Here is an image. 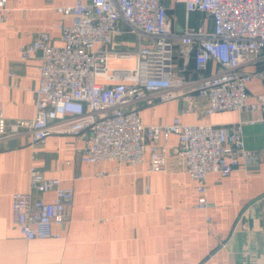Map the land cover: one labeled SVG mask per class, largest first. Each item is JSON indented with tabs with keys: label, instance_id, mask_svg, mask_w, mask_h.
Listing matches in <instances>:
<instances>
[{
	"label": "built area",
	"instance_id": "built-area-1",
	"mask_svg": "<svg viewBox=\"0 0 264 264\" xmlns=\"http://www.w3.org/2000/svg\"><path fill=\"white\" fill-rule=\"evenodd\" d=\"M7 1L0 0V25ZM174 1L184 5L186 15L207 16L209 29L185 24L176 33L163 0H78L59 9L70 19L69 25H58L60 45L48 33L36 32L19 47V59L39 55L34 117L8 120L0 114V141L28 134L31 148H36L49 136L84 137L82 163L117 161L134 167L144 162L148 149V170L166 171L171 149L167 141L174 135L179 142L175 165L197 182L196 208H208L207 175L227 177L239 159L245 168L257 163V155L245 147L243 126L258 123L264 145V117L232 124H184L180 117L197 108L205 116L264 114V90L254 103L247 102L248 84L260 74L240 70L242 63L264 55V0ZM119 36L132 38L134 46L117 48ZM176 43L182 55H192L195 72H203L211 61L218 65L194 89L178 94L190 82L174 72ZM177 97L184 106L169 125L143 124V106ZM47 193L52 194L50 201L42 197ZM72 201V190L64 189L60 179L32 167L28 191L11 195L13 228L27 241L57 239L53 227L65 225Z\"/></svg>",
	"mask_w": 264,
	"mask_h": 264
},
{
	"label": "crops",
	"instance_id": "crops-1",
	"mask_svg": "<svg viewBox=\"0 0 264 264\" xmlns=\"http://www.w3.org/2000/svg\"><path fill=\"white\" fill-rule=\"evenodd\" d=\"M78 0H8L5 21L0 25V114L8 120H30L35 113L39 85V55L19 59V47L36 32L48 33L60 45L58 25L70 19L59 9ZM87 3L89 0H80ZM176 33L185 24L201 23L207 16L186 15L183 4L163 0ZM133 39L119 36L117 48L132 47ZM174 72L189 81L178 93L194 89L203 76L218 65L211 61L195 72L192 55H182L175 45ZM240 70L254 76L248 84L247 102L264 90V55L246 61ZM184 106L180 97L143 106L145 125H169ZM201 106V105H200ZM259 111H227L205 116L203 108L180 117L184 124H232L259 120ZM260 126H243L245 147L258 161L238 166L227 177L210 173L206 178L208 208L198 209L197 182L177 169L178 138L170 136L166 171H149V152L134 167L117 161L103 165L82 163L85 138L49 136L31 148L28 134L0 141V264H264V145ZM162 144V140L159 141ZM35 168L47 178H58L71 189L73 201L63 227L54 226L57 239L25 240L12 225L11 195L25 193L29 171ZM103 171L104 175H97ZM50 201L52 194H44ZM209 219V222L207 221Z\"/></svg>",
	"mask_w": 264,
	"mask_h": 264
}]
</instances>
